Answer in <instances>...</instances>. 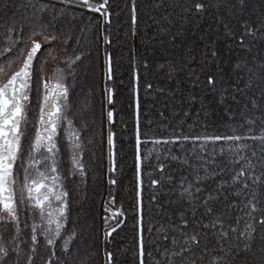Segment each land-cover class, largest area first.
Here are the masks:
<instances>
[{"label":"snow or ice","instance_id":"obj_1","mask_svg":"<svg viewBox=\"0 0 264 264\" xmlns=\"http://www.w3.org/2000/svg\"><path fill=\"white\" fill-rule=\"evenodd\" d=\"M57 3L59 7L53 4L50 8L47 0H25L13 4L11 14L7 0L3 4L0 57L14 50L18 56L5 57L9 69L17 64L11 72L0 64V264H37L38 256L41 264H117L114 253L106 246L102 261L99 248L95 254L90 250L82 254L75 247L78 224L71 218L67 185L77 177L85 179L87 169L83 137L76 123L78 116L83 117L74 110L68 80L74 81L81 55L68 54L65 48L60 57L64 66L57 67L51 76L45 72L48 60L58 59L55 42L63 39L65 45L68 43L56 22L63 17L75 20L78 14L83 18L84 13H95L107 23L111 15L109 0ZM168 6L180 9L177 16L184 20L193 9L197 15L211 14L217 26L216 36L227 43L229 56L234 49L242 50L244 55L234 63L229 60L225 69L219 62L215 39L211 34H202L205 47L201 56L190 49L179 59L155 66L145 60L146 74L164 72L169 79L187 76L192 88L181 103L200 99L197 116L204 112L206 117L202 122H193L201 125L200 131L188 132L182 126L186 120H181L179 127L160 124L159 133L151 122L147 129L142 128L140 66L134 61V264H264V0L252 11L248 0H190L188 4ZM49 12L50 19H45ZM17 14L22 19L17 20ZM131 19L135 26V0ZM104 42L109 43L107 37ZM36 61H40L39 69ZM105 66L106 77L111 80L108 55ZM196 89L211 94V103L205 105ZM150 90L152 84L147 83L145 94ZM112 93L113 89H105L108 104L113 103ZM209 115L218 117V121L210 124ZM188 116L185 111L184 117ZM107 122V183L114 186L113 111H107ZM84 126L87 127L86 120ZM220 126L225 131H220ZM145 176L152 190L150 203L160 217L147 229L149 234L157 233L154 249L146 246L143 235ZM103 211L102 237L98 239L107 245L125 223L120 219L125 214L122 208H115L114 197L105 202Z\"/></svg>","mask_w":264,"mask_h":264},{"label":"trees","instance_id":"obj_2","mask_svg":"<svg viewBox=\"0 0 264 264\" xmlns=\"http://www.w3.org/2000/svg\"><path fill=\"white\" fill-rule=\"evenodd\" d=\"M48 2L49 6L55 4L59 7L57 0ZM25 0H7L9 4L8 13L11 14L13 4H21ZM137 7V22L133 26L131 19L132 0H109L110 17L109 22L105 23L103 18L95 13H84L83 18L78 14L75 20L70 17H63L56 22L57 28L62 35L68 37L67 45L63 39L55 42L58 52V59L48 60L45 72L53 75L57 67H63L60 59L64 55L63 49L67 48L68 54H79L81 60L77 62L75 68V78H69L68 83L72 88V104L74 110L80 112L83 120L78 116L76 123L82 133V143L85 151L83 154L84 164L87 169L85 179L77 177L75 182H69L67 188L70 192L71 218L78 224V238L75 247L81 253L91 251L96 253L100 249L99 211L100 203L104 198L106 201L115 198V208H122L124 216L120 219L125 223L121 225L117 232L113 233L111 242L105 245L102 242V250L106 246L115 255L117 264H134V251L137 248V230L135 213V158L134 140L131 133L135 126L136 100L133 96V63L139 64V104L141 110V125L147 129L149 122L157 133L161 131L160 124L181 126L179 122L186 120L183 124L185 132L200 131L201 125H194V121L202 122L206 117L204 112H199L201 108L200 99L194 103L185 101L181 103L182 97H187L192 85L188 82L185 74H180L179 78H168L164 72L146 74L143 64L147 60L155 66L166 63L169 60L179 59L190 49L194 50L197 56L204 52V44L201 37L211 34L215 39L216 50L219 53V62L225 69L229 66V60L233 63L239 56L244 55L242 50L234 49L231 56L227 51V43L222 37L216 36V24L211 14L197 15L193 9L192 15L187 19H180L177 16L180 9H174L168 5L176 3L188 4L190 0H135ZM5 0H0V24L4 23L5 10L3 4ZM160 3L159 8L155 7ZM249 11L256 10L261 6V0H248ZM214 11V9H213ZM21 13L24 9L20 10ZM30 15V13H28ZM51 13L45 14V19H50ZM91 17V21H89ZM22 17L17 14V20ZM211 31L209 32V30ZM27 30V28H26ZM166 30V31H162ZM222 32L223 29L221 28ZM2 32V29H0ZM105 37L109 43H105ZM102 39V55L104 61V81L100 78V45ZM3 47V40L0 38V49ZM49 47L44 45L43 48ZM211 51V46H209ZM43 51V49H42ZM43 59L41 53L37 54ZM111 58L112 79L106 77L105 57ZM18 51L14 50L6 53L5 57L15 58ZM5 57H0V64H3L6 72H11L17 67L13 64L9 69L5 63ZM37 69L40 61H36ZM152 84V90L145 94V85ZM106 88L113 89V110H114V140L116 153V171L113 178L117 181L116 185L111 186L107 183L109 173L107 171L109 161L107 160L106 173H104L103 143H102V94ZM157 88L164 91L157 92ZM198 97L202 98L205 105L211 103V94L196 89ZM35 103V99H34ZM81 109L83 110L81 112ZM106 126L107 133L109 125L107 122L108 103L105 98ZM189 113L184 117V112ZM163 113V117H161ZM209 123L218 121V117L209 115ZM87 127L84 126V121ZM214 130V129H209ZM220 131H225L220 126ZM131 142V143H130ZM150 147V145H149ZM108 150V146H107ZM108 159V156L107 158ZM64 168H67V153L65 152ZM145 184L142 190L144 208V239L148 242L147 247L155 248L153 243L157 233H148L149 223L155 224L160 217L156 216L157 208L150 203L152 190L148 185V177L145 176ZM105 190V192H104ZM104 207V205H103ZM23 219V218H22ZM158 227V225H156ZM71 228V224L69 225ZM11 231V229H9ZM7 239L8 233H5ZM44 254V250L41 249ZM101 253V250H100ZM103 257V252H102ZM96 258L95 256L93 257ZM99 259L101 257L99 255ZM37 264H41L40 257H37Z\"/></svg>","mask_w":264,"mask_h":264},{"label":"water","instance_id":"obj_3","mask_svg":"<svg viewBox=\"0 0 264 264\" xmlns=\"http://www.w3.org/2000/svg\"><path fill=\"white\" fill-rule=\"evenodd\" d=\"M47 2H52L51 0H47ZM98 15V14H97ZM99 45H100V55H99V62H100V78H101V82L104 81L103 75H104V61H103V55H102V39L100 38L99 40ZM101 94H102V106H101V110L103 111V117H102V132H103V136H102V143H103V159H104V173H106V167H107V126H106V110H105V94L103 92V89L101 88ZM108 110L109 111H113V106L112 104H108ZM111 127L114 130V126L113 124L111 125ZM105 192V190H104ZM106 193V192H105ZM104 198L105 196H103L101 203H100V211H99V224H100V233L99 236L102 237V231H103V217H104V211H103V205H104ZM100 257H101V261L103 260L102 257V239H100Z\"/></svg>","mask_w":264,"mask_h":264}]
</instances>
